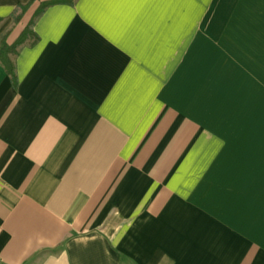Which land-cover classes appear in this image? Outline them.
Instances as JSON below:
<instances>
[{"label": "crops", "instance_id": "0c3cea01", "mask_svg": "<svg viewBox=\"0 0 264 264\" xmlns=\"http://www.w3.org/2000/svg\"><path fill=\"white\" fill-rule=\"evenodd\" d=\"M0 19L1 264H264V0Z\"/></svg>", "mask_w": 264, "mask_h": 264}, {"label": "trees", "instance_id": "16d2710c", "mask_svg": "<svg viewBox=\"0 0 264 264\" xmlns=\"http://www.w3.org/2000/svg\"><path fill=\"white\" fill-rule=\"evenodd\" d=\"M29 4H22L18 7L14 15V25L16 26L21 22L24 14L29 8ZM2 19H0V23ZM13 29L5 32L0 38V64H2L5 69L9 72L13 80L16 82V66L15 57L19 52V47L21 45L32 44L37 41L38 35L33 29V21H31L19 34V36L14 40V42H9V37Z\"/></svg>", "mask_w": 264, "mask_h": 264}, {"label": "built area", "instance_id": "2783aa9c", "mask_svg": "<svg viewBox=\"0 0 264 264\" xmlns=\"http://www.w3.org/2000/svg\"><path fill=\"white\" fill-rule=\"evenodd\" d=\"M0 264H1V260H0Z\"/></svg>", "mask_w": 264, "mask_h": 264}]
</instances>
